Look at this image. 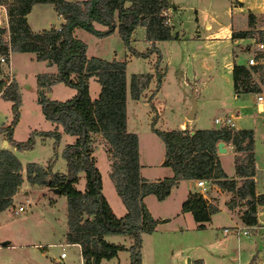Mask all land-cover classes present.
<instances>
[{
  "label": "trees",
  "instance_id": "trees-1",
  "mask_svg": "<svg viewBox=\"0 0 264 264\" xmlns=\"http://www.w3.org/2000/svg\"><path fill=\"white\" fill-rule=\"evenodd\" d=\"M7 8L8 29H0V55L10 53L32 54L37 62L48 63L56 69L54 75L36 76L38 87L37 104L44 119L62 128L74 142L63 150L67 161L66 174L53 172V163L46 166L27 164L23 167L13 152L0 149V213L14 207L19 189L24 182L33 186L56 189L67 198L68 232L66 242L78 245L83 264H101L114 259L119 252L129 253V264H142V234L150 235L163 223L150 214L144 199L154 196L165 200L171 190L182 181H205L221 190L233 194L227 204L232 209L236 200L244 208L242 222L246 226L257 223V206L264 207V196L255 194L254 132L251 129L234 130L222 127L209 130L162 131L155 128L158 117L154 114L151 131L162 141L165 149L163 167L170 168L173 176L157 181H148L140 174L139 143L136 134L127 131V62L104 60L86 55L87 46L76 36V31H85L99 39L110 37L117 30L118 37L131 57L149 59L155 55L153 72L156 80L153 98L162 85L165 71H161L162 55L157 42L173 39L165 15L167 0H0ZM34 5H51L58 17H66L59 28L33 32L27 15ZM250 30L233 31L231 40L257 38L264 43V31L256 30L253 16L248 18ZM95 25L102 29H97ZM145 29V41L150 44L145 52L132 47L135 31ZM258 75L259 84L252 80ZM233 90L236 96L261 93L264 86V65L246 67L233 64ZM95 78L100 85L97 99L92 100L88 81ZM152 74H133L130 80V96L138 100L149 89ZM57 84L76 91L67 101L58 102L48 96ZM43 91H46L44 93ZM0 98L11 103L12 120L6 128H0L6 141L17 151H29L35 144V136L54 137V132H32L25 142L12 139L14 127L19 122L21 94L17 82L4 78L0 66ZM151 100V98H149ZM153 108V107H152ZM234 147V171L238 180L229 179L223 171L218 155V143ZM101 143L109 163V179L127 213L116 217L102 193V178L93 156L94 146ZM83 173L85 186L76 188L79 174ZM219 211L208 203L201 194H189L181 213H190L199 229H204L212 215ZM105 235H128L131 245L108 243ZM202 264V263H196Z\"/></svg>",
  "mask_w": 264,
  "mask_h": 264
},
{
  "label": "rangeland",
  "instance_id": "rangeland-1",
  "mask_svg": "<svg viewBox=\"0 0 264 264\" xmlns=\"http://www.w3.org/2000/svg\"><path fill=\"white\" fill-rule=\"evenodd\" d=\"M67 1L77 2L82 0ZM187 1L189 0H171V2H176V5L179 4L180 6L178 7L180 8H183L185 3L188 4L192 2ZM197 2L200 3L198 0ZM180 8L176 11L172 9L170 17L174 25V31L178 32L181 36L184 35L187 37L191 35L193 31L195 19L192 13L184 8ZM223 9L224 6H219L215 10L217 12H222ZM6 15L7 25H5L4 28H8L9 22L7 12ZM219 19L221 22H224L223 17H219ZM56 20L57 16L51 5H40L35 8L29 16V21L35 25V29L50 28L56 23ZM8 36L7 34L0 38L8 39ZM133 36L135 41L132 43V47L138 52H145L150 45L144 49L145 40L143 27H139ZM77 38L86 44V54L89 57L108 59L113 56V59L116 58V60L126 61V76L128 77V82H130L133 74H152L153 83L149 86L148 90L143 92L138 100H132L130 89L128 92L130 96L128 104L129 129L132 133H136L140 136L141 149L143 152H148L150 154L152 163L156 164L158 161L156 157H160L164 151L162 141L150 128V123L153 120L154 114L157 115L158 119L162 116V120L157 124L158 129L174 130L182 121L187 119L193 104L196 105V112L195 118L189 123L191 127L200 130L217 129L218 126L214 124L215 118L226 117L230 113H234L238 116L234 121L235 129L253 130L256 136L255 152L261 160L264 158V121H261L258 117L264 114L262 112L259 113L257 110V105L254 103L256 100L255 94L234 95L232 83L229 82L230 76L227 71L222 69L217 70L220 64L219 58L223 54L228 53V51L231 53V48L217 52L216 59L211 61L216 69L213 68L208 71H203L205 72V76L202 77L203 72H200L198 60L196 58H188L189 61H186L187 55L189 56L195 51L189 48L186 42L174 41L173 43L167 42L168 45L162 44L160 52L162 54L163 65L166 66L167 69L166 58L168 56L174 57L175 62L171 65V68H169V75L164 87L157 94V105H160V110H162V112L158 113L153 98L151 97L156 83L152 68L156 60L155 55L151 56L149 59L131 57L120 39L102 41L81 30L77 32ZM254 39L259 42L257 38ZM249 44L250 43H242L236 49L233 47V56H237L235 58V63L238 65L245 66L248 58L258 57L254 47ZM169 46L171 51H169ZM163 54H165V56ZM200 54L204 56L207 55L208 57L207 50H202ZM31 58V55H23L20 53H15L12 56L13 68H11V72L16 75V79L22 91L20 119L19 123L14 127L15 131L12 136L16 142H25L32 132L47 133L51 127V123L44 119L41 108L37 104L36 76L46 71L55 72V68L49 67V69H47L44 63L39 65L38 62L31 60ZM195 65H197L198 72L196 78H193L190 73L195 70ZM219 74L222 75L220 79L218 78ZM257 77L258 75H253L252 80L255 82ZM208 79L209 85H202V82L208 81ZM53 89V96L51 98L53 101L64 102L72 99L76 94L74 89H70L63 84H57ZM89 90L91 98L95 100L96 96L100 93V85L96 81H92ZM261 91L260 94H264V87H262ZM43 92L46 93V91ZM149 98H151V100H149ZM11 120V103L0 99V128L4 123H7L9 126ZM3 137L6 139L5 134H3ZM60 139L56 142L54 137L45 138L36 135L32 150L19 152L13 147L12 152L16 155L23 167H26V165L30 163L46 166L48 162L51 161L53 163L52 170L54 172L65 173L68 166L67 161L62 157L64 145L63 142H60ZM4 146H6V144ZM95 156L102 176V182L104 183L105 194L109 197L110 202L116 209L117 202L121 204V201L116 195L113 183L108 177L109 163L102 146H97ZM223 163L225 169L233 173V157L230 153L223 156ZM152 170L158 175L154 176L155 178H164V176H162L164 169L156 168ZM158 173L161 174L159 175ZM84 186L85 180L83 178L81 183L78 184L77 189L83 190ZM19 190V196L14 203V207L10 209L9 212L0 213V243L3 241H11L12 244L15 245L13 248H0V264H80L78 249L66 242L68 230L67 198L52 193L51 189L46 187L30 185L25 175L24 182ZM112 192L114 193V197L112 196ZM173 198L178 201L177 193ZM155 202L157 203V201H154V203ZM174 204L175 201L172 199V206H174ZM19 207H23L24 212L15 215V211H17ZM150 207L154 209L153 206L150 205ZM117 210L118 209H116V211ZM222 218L223 217H220L221 226L227 224L231 226L230 222ZM167 230H169V228L162 229L157 235L149 236L144 239L143 261L145 264H177L180 258V252L178 251L179 245H172L170 241L158 238L161 234L167 233ZM229 236L230 237L221 242V244L216 243L207 247L209 250L208 253L213 257V264H244L248 259L249 253L254 252V254H257L258 250L260 251L258 254L262 253L260 257L264 262V236H255L256 243L252 248V245H244V243H241L239 255L237 254L238 246L236 239L231 235ZM161 237L163 238V236ZM129 240L128 238V241ZM39 244L43 245L44 249L33 247V245ZM61 253H64L67 259L61 260ZM184 255H186L187 258H195L197 256V254L193 252H187ZM199 255L205 256L206 253H199ZM122 264L126 263L123 262Z\"/></svg>",
  "mask_w": 264,
  "mask_h": 264
},
{
  "label": "crops",
  "instance_id": "crops-1",
  "mask_svg": "<svg viewBox=\"0 0 264 264\" xmlns=\"http://www.w3.org/2000/svg\"><path fill=\"white\" fill-rule=\"evenodd\" d=\"M82 1H85V0H82ZM82 1H77V2H82ZM190 1H192V2L188 3V4L185 3L183 5V8L194 15L195 23H194V28H193V31L191 32V35L185 37L184 35L181 36L178 32L174 31V25L172 23L170 13H171L172 9H175V11L178 10V8H180L178 6H180V5L179 4L176 5V2L175 3L171 2V0H167L168 9L166 10L165 15L167 16L168 24L171 28V35H172L173 39L170 41L157 42L156 47L159 49V51H161L160 50L161 45L162 44L168 45L167 42H170V43H173L174 41H183V43L186 42V44L188 45L189 48H191L192 50H195L189 56L187 55L186 61L187 62L189 61L188 58H192V59L196 58L198 60L197 62L199 63L198 66H199L200 72L208 71V70H211L213 68L216 69V67L214 65H212L211 61L216 59L217 52L224 51L226 49L231 48V51H232L231 53L228 51V53L223 54L219 58L220 64H219L217 70H220V69L226 70L228 75L230 76L229 82L232 83V76H231L232 68H233V64L236 61L235 58L237 57L236 55L233 56V54H234L233 53V51H234L233 47H235V49H236L242 43H250L249 45L251 46L253 41H256V39H244V40L232 41L231 40V34L233 31H248V30H250L249 22H248V18L250 15L253 16V24H254L255 29L264 31V27H263V25H264V0H198L200 3H198L197 0H189L187 2H190ZM39 6L40 5H34L32 7L30 14L27 15V17H26L27 23L33 32H39V31L48 30L51 28L50 27L47 29H42V28L41 29H35V25H33L29 21V16L31 15L33 10ZM219 6H224V9L222 12H217L215 10ZM183 8H180V9H183ZM213 8H215V9H213ZM219 17H223L224 22H221ZM64 22H65V20L62 17L57 16L56 23L52 27L59 28L62 24H64ZM95 27L97 29H102L98 25H95ZM78 31L79 30L76 31V36H77ZM143 35H144V40H145V29L144 28H143ZM109 39H115V40L118 39L119 40L117 30L114 32V34L112 36L107 37V38H103L100 40L106 41ZM134 41H135V38H133V42ZM144 42H145V48L144 49H146L148 47V45H150V44L146 41H144ZM170 46L168 47L169 51H171ZM202 50L208 51V57H207V55L204 56V55L200 54L202 52ZM14 54L15 53L10 54L9 66L8 67L2 66L1 71H2V75L4 78H9V81L14 79L17 82L20 94H22L21 87H20V85L16 79V75L11 72L12 71L11 68H13L12 56ZM23 55H31L32 56L31 60L36 61V59H34L35 58L34 55H32V54H23ZM163 55L165 56V54H163ZM112 57L111 58L109 57L108 59H104V60L110 61L113 59ZM95 58H100V57H95ZM100 59H102V58H100ZM114 59H116V58H114ZM174 62H175V58L168 56L166 58V65H167V69H166V66L163 65V59H162V64H161L160 69H163V71H165V75L162 79L161 88L156 93V95L153 97V101L155 103V108L157 109L158 113L162 112V110H160V105H157V99H158L157 94L164 87V85L166 83V79L169 75V68H171V65L174 64ZM38 63H39V65H41L43 62H38ZM44 65L46 66L47 69H49L50 66H47L46 63H44ZM197 72H198L197 65H195V70H193L190 74L193 78H196ZM55 73H56V69H55V72L46 71L45 73H42V75H54ZM145 74H147V73H145ZM204 76H205V72L202 73V77H204ZM221 76L222 75L219 74L218 78L220 79ZM92 81H96L95 78L89 79V82H88L89 87H90V84ZM255 82L257 84H259L258 77H257V80H255ZM152 83L153 82L151 81L150 86ZM129 85H130V82H128V77H127V87H128L127 97H126L127 131L129 133H132L129 129V117H128V104H129V97H130L128 94ZM202 85H206V86L209 85V79H208V81H203ZM232 87H233V83H232ZM262 87H264V86H261L260 88L262 89ZM53 90L54 89H52V94L48 96L50 99L53 96ZM37 92H38V87H37ZM233 92H234V90H233ZM89 93H90V90H89ZM97 96H96V99H97ZM255 96H256V94H255ZM254 103H255V101H254ZM257 110L259 113L262 112L264 114V112H263L264 111V105H263V110L261 109V112L259 111V109H257ZM20 113H21V111L19 109V119H20ZM227 116L232 118L233 123L238 118V116L234 113H230ZM258 117L261 121H264V115H261ZM161 120H162V116L157 120V123L155 124L156 129H158L157 124ZM191 122L192 121H190V120L188 121V119H185V121H182L179 124V126L174 130L188 129L190 132L200 130V129H195L194 127H191L189 125V123H191ZM7 126H8L7 123H4L1 128H6ZM234 129H235V123H234ZM158 130H160V129H158ZM206 130H209V129H206ZM14 131H15V128H14ZM54 131L56 133L60 134V138H61L60 142H63L64 149L66 148V146H68L74 142L73 137H70L68 135L63 134L61 127L56 128V126L51 123V127L49 128L47 133L54 132ZM162 131H171V130H162ZM133 134H136V133H133ZM136 135L138 137V143H139V162H140V166H141V169H140L141 176L144 179L151 181V182L157 181V180H162L164 178L172 177L173 173H172V171H170L171 169L162 166L164 159H165L164 158L165 149H164L163 153L160 155V157L159 156L156 157V159H158V161L156 164H154L150 160L151 159L150 154L148 152L142 151V149H141V138L138 134H136ZM255 138H256V136L254 134L255 194L264 196V158L261 160L259 158L258 154L255 152V150H256L255 149V144H256ZM12 139H13V137H12ZM13 140L15 141V139H13ZM6 142L7 141L4 139L3 134H1L0 135V149H6V150H9L12 152L13 146L9 145ZM5 144H6V146H4ZM97 146L103 147V145L101 143H98L94 146L93 156L96 159V166L98 167L97 158L95 156V150H96ZM224 148L226 150V152L224 154H218L217 153L220 165H221L223 171L225 172L226 176L229 179L238 180L235 176L234 164L232 167L233 173H230L229 171H227L225 169L224 163H223V156L226 154L230 153L234 159V156H235L234 147L231 144H224ZM106 159H107V156H106ZM32 164H37V163H32ZM37 165H39V164H37ZM39 166H42V165H39ZM156 168L164 169V171L162 173V176H164V178H155L154 177V176H158L157 173L153 172L154 170H152V169H156ZM98 170H99V167H98ZM67 171H68V169L63 174H66ZM152 173H154V174H152ZM24 175H25V173H24ZM108 175H109V172H108ZM83 178H84L83 173H80L78 184L81 183ZM101 178H102V176H101ZM78 184L76 185V188H77ZM83 190H80V191H83ZM102 193L105 194L103 182H102ZM176 193L178 196V201H176V199L173 198V196ZM189 194H201L203 196V198L205 200H207L208 203H211V204L217 206V208L219 209V211L216 214L211 216L210 222L205 224L204 229H199V227H198L199 224L194 221L193 216L190 213H185V214L181 213L182 205L186 201ZM18 196H19V194H18ZM18 196L16 197V199L18 198ZM105 196L104 197L106 198V200H108L107 202L112 207L113 213H115L118 218L126 215L127 211H126L125 207L123 206L122 202H121V204H119V202H117V200H116V202H117L116 209H118L116 211L114 205L110 202L109 197H107L106 194H105ZM112 196L114 197L113 192H112ZM172 199L175 201L174 206H172ZM232 199H233L232 193L225 191V190H221L215 184L205 182L203 187H198L197 181H182V182H180L176 187H174L171 190L170 195L165 200H163L161 202L158 201L156 199V197H154V196L146 197L144 199V203L147 206L150 214L152 215V217L155 220L162 221L163 224H159L156 227L155 232L150 234V235L142 234V236H141V238H142V248H141L142 264H145V262L143 261L144 239L146 237H149V236H155L158 234V232L160 230L166 229V228H169V230H167L168 232L161 234L160 236H158V238L170 241L172 243V245H176V244L179 245L178 251L180 252V258H179L177 264H196V263L213 264V260H212L213 257L208 253L209 250L207 247L212 246L216 243L221 244V242L225 241L226 239H228V237H230L229 235L233 236L236 239V243L238 246V249H237L238 255H239V249H241V243H244V245L245 244L246 245L247 244L252 245L251 248L253 246H255V243H256L255 236H257V237H263L264 236V221L260 220V218L264 215V207L263 206H257V223L254 226H246L242 222V215H243V212L245 210L243 208H241V202L236 200V204L232 209H229L227 207V204ZM154 201H157V203L156 202L154 203ZM150 205L153 206L154 209H151ZM7 211L9 212V210H6L4 212H7ZM67 211H68V204H67ZM220 217H223L222 219L226 220L227 222H230L231 226H229L228 224L221 226ZM69 221H70V217L68 214L67 225H68ZM260 222H263V224H261ZM251 227H257V229L251 230L250 229ZM67 229H68V227H67ZM225 230H227L228 232H225ZM246 230L250 231V234L248 236H243L242 232L246 231ZM237 231L239 232L238 235L236 233ZM67 232H68V230H67ZM161 236H163V238ZM128 238H129L128 235H119V236L118 235H105V236H103V239L105 241H107L108 243L121 245V246H124L125 248H128L131 245V239L129 238L130 240L128 241ZM243 241H245V242H243ZM208 242H209V244H208ZM59 245H61V244H59ZM49 246H51V245H49ZM71 246H74V248L78 249L79 262H80V264H83L80 247L78 245H71ZM13 247H15V245L12 244L11 241H10L9 246H5V247L0 246V248H13ZM33 247L38 248V249H44V246L41 244L33 245ZM256 248H257V246H256ZM187 252H193V253L197 254V256L195 258L194 257H188L187 258L186 255H184ZM258 252H260V251L258 250L257 254H254V252L249 253L248 259L246 260V262L244 264H264V262L262 261V259L260 257L262 255V253L258 254ZM199 253H206V255L205 256L199 255ZM45 254H47V253H45ZM65 259H67L66 256L64 259H61V260H65ZM123 262L126 264H129V253L126 251L119 252L118 255L114 259H112L110 261H102L101 264H122Z\"/></svg>",
  "mask_w": 264,
  "mask_h": 264
},
{
  "label": "built area",
  "instance_id": "built-area-1",
  "mask_svg": "<svg viewBox=\"0 0 264 264\" xmlns=\"http://www.w3.org/2000/svg\"><path fill=\"white\" fill-rule=\"evenodd\" d=\"M6 7L0 5V29H8V28H4L5 25H7V15H6ZM252 46L254 47L255 52L258 54L257 58H253L250 57L248 58L247 62H246V67H255V66H260V65H264V43L261 42H256L253 41ZM10 52L7 56L5 55H0V66H9V60H10ZM255 104L257 105V109H259V111L261 112V109L263 110V105H264V94H256V100H255ZM214 124L218 126V128H222V127H228V128H233L234 129V123L232 121V118L229 116L226 117H221V118H215L214 119ZM205 184V181H197V186L198 187H203ZM24 212V208L23 207H19L17 211H15V215H19L20 213ZM261 224H263V222H260ZM251 230H256L257 227H251ZM225 232H228L227 230H225ZM237 235L239 234V232H236ZM250 234V231H243L242 235L243 236H248ZM65 258V254L61 253L60 254V259H64Z\"/></svg>",
  "mask_w": 264,
  "mask_h": 264
},
{
  "label": "water",
  "instance_id": "water-1",
  "mask_svg": "<svg viewBox=\"0 0 264 264\" xmlns=\"http://www.w3.org/2000/svg\"><path fill=\"white\" fill-rule=\"evenodd\" d=\"M65 19H66V17H64V20ZM46 65L49 66L48 63H46ZM195 112H196V105L193 104L192 110H191L189 116L187 117V119L192 121L195 118ZM225 152H226V150L224 148V143H222V142L218 143L217 144V153L218 154H224ZM51 192L56 194V195H60V192L56 189H52ZM260 220L264 221V215L260 218ZM9 245H10V241H3L0 243L1 247H5V246H9Z\"/></svg>",
  "mask_w": 264,
  "mask_h": 264
}]
</instances>
